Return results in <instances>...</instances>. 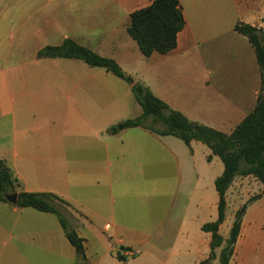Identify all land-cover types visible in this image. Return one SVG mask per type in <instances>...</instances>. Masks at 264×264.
Masks as SVG:
<instances>
[{"label": "crops", "instance_id": "crops-1", "mask_svg": "<svg viewBox=\"0 0 264 264\" xmlns=\"http://www.w3.org/2000/svg\"><path fill=\"white\" fill-rule=\"evenodd\" d=\"M153 1L0 0V161L18 180L17 193H51L78 212L72 228L85 240L84 264L108 255H122L123 264L206 261L212 235L202 228L218 218L215 181L224 164L201 142L143 128L108 134L143 113L131 87L104 69L38 58L39 51L72 40L114 59L192 123L228 135L262 93L255 50L235 27L264 29V0H180L186 25L177 48L144 57L127 29L131 14ZM251 179L237 177L227 191L228 207L240 202L235 214ZM262 201L249 205L229 264L255 235L246 219ZM225 224L219 234L227 240ZM0 264L80 260L56 215L0 202Z\"/></svg>", "mask_w": 264, "mask_h": 264}, {"label": "trees", "instance_id": "trees-1", "mask_svg": "<svg viewBox=\"0 0 264 264\" xmlns=\"http://www.w3.org/2000/svg\"><path fill=\"white\" fill-rule=\"evenodd\" d=\"M264 23V19H263ZM186 21L180 0H154L146 8L131 14L127 29L130 38L137 44L144 57L154 53L166 55L177 48L178 35L184 30ZM235 31L245 36L255 50L262 75V93L255 109L231 134H224L209 127L192 123L182 113L171 109L165 102L134 78L128 75L112 58L100 56L92 50L80 46L72 40H65L60 46H48L38 53V58H63L82 61L92 68H101L115 77L125 81L132 90L137 103L142 108V115L121 122L108 129V134L116 135L132 128H143L160 136H173L186 145L197 141L206 145L213 156L219 157L224 164V172L215 181L219 196L218 218L214 223L205 225L202 230L212 235V254L200 264H210L215 258V250L221 252L220 264H229L240 236L242 221L252 203L264 196V191L251 197L235 214L234 222L227 240L220 234V226L226 220V194L237 177H254L264 186V29L239 23ZM150 121V124L147 121ZM159 125V127H158ZM18 180L0 161V202L10 204L6 195L17 194L18 201L14 205L20 209L33 208L44 213L57 216L70 244L75 248L81 264L86 261L85 240L79 237L61 215L59 206L70 209L71 206L51 193H17ZM125 250L124 248H121ZM126 251V250H125ZM129 251V250H127ZM120 261L125 258L118 255Z\"/></svg>", "mask_w": 264, "mask_h": 264}, {"label": "rangeland", "instance_id": "rangeland-1", "mask_svg": "<svg viewBox=\"0 0 264 264\" xmlns=\"http://www.w3.org/2000/svg\"><path fill=\"white\" fill-rule=\"evenodd\" d=\"M109 76L111 78L118 80L122 84L125 83L124 85L127 84L125 81L121 79L119 80V78L115 77L112 74H110ZM147 123L150 124V121L148 120ZM257 182H259L257 179L250 180L247 186V190L249 191V193L244 194L243 200L245 201L243 202V204H245L251 197L261 194ZM233 199L234 198H232L230 201V207H228L227 210L226 224L224 225L223 228V233H226L228 231V237H229V229L231 228L235 218V210H236L235 207H238V205L240 204V202H236V199L234 200ZM58 210L60 211L66 223L71 228L73 227L75 222H77L79 219L78 212L76 213V211L72 208L68 209L63 206H59ZM246 226L255 227L256 233L250 240L249 239L243 240L242 243L245 244L244 245L241 244L238 247L237 255H236L237 264H264V201L260 202L259 204H256L255 206H253V208H251L250 214L246 219ZM107 243H109L111 247L113 246L112 241L107 240ZM225 247L226 245L223 244L221 248L215 250V258L210 264H220L221 252L223 249H225ZM114 248L117 251H119L120 254L126 252L123 249H121L119 246L117 247L114 246ZM98 254L100 256L102 255V252L99 250ZM100 264H123V263H121L120 260L117 259L115 255L113 257L108 255L106 258L103 259V261H101Z\"/></svg>", "mask_w": 264, "mask_h": 264}, {"label": "water", "instance_id": "water-1", "mask_svg": "<svg viewBox=\"0 0 264 264\" xmlns=\"http://www.w3.org/2000/svg\"><path fill=\"white\" fill-rule=\"evenodd\" d=\"M6 199L12 205H16L17 204V201H18L17 194H9V195H6Z\"/></svg>", "mask_w": 264, "mask_h": 264}]
</instances>
